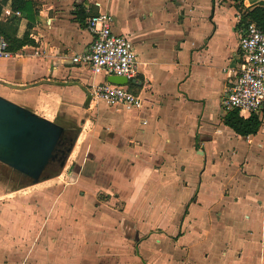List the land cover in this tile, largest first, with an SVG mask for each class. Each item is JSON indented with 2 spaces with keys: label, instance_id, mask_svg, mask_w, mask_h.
Listing matches in <instances>:
<instances>
[{
  "label": "crops",
  "instance_id": "obj_1",
  "mask_svg": "<svg viewBox=\"0 0 264 264\" xmlns=\"http://www.w3.org/2000/svg\"><path fill=\"white\" fill-rule=\"evenodd\" d=\"M5 2L19 15L0 6V35L33 43L0 58V97L49 121L90 110L91 87L110 76L70 61L92 42L80 6L85 23L108 13L132 42L126 86L142 108L100 114L110 131L80 134L69 180L0 179V264H264V131L242 137L223 123L239 67L233 0ZM136 8L144 20L130 18Z\"/></svg>",
  "mask_w": 264,
  "mask_h": 264
},
{
  "label": "built area",
  "instance_id": "obj_2",
  "mask_svg": "<svg viewBox=\"0 0 264 264\" xmlns=\"http://www.w3.org/2000/svg\"><path fill=\"white\" fill-rule=\"evenodd\" d=\"M5 0H0L2 13L19 15L12 11ZM112 16L97 13L88 17L86 29L92 35L89 47L73 55V65L85 67L90 74L123 77L128 82L137 75L136 55L132 42L112 30ZM36 55L37 52H34ZM239 67L234 71V80L223 92L224 111L236 110L239 114L255 115L264 131V31L253 23L240 28L238 36ZM7 42L0 35V58H10ZM91 102H102L115 110L132 111L142 108V100L131 93L126 85L102 82L91 87Z\"/></svg>",
  "mask_w": 264,
  "mask_h": 264
},
{
  "label": "water",
  "instance_id": "obj_3",
  "mask_svg": "<svg viewBox=\"0 0 264 264\" xmlns=\"http://www.w3.org/2000/svg\"><path fill=\"white\" fill-rule=\"evenodd\" d=\"M107 80L117 85L128 83L117 76ZM71 135L66 124L49 121L0 97V164L9 169L12 175L6 177L18 182V187L47 179L46 172L57 161L60 174L77 139L75 134L69 147L62 150Z\"/></svg>",
  "mask_w": 264,
  "mask_h": 264
},
{
  "label": "trees",
  "instance_id": "obj_4",
  "mask_svg": "<svg viewBox=\"0 0 264 264\" xmlns=\"http://www.w3.org/2000/svg\"><path fill=\"white\" fill-rule=\"evenodd\" d=\"M244 0H233L234 8L237 13L240 15L238 29L244 27L247 23H253L259 29L264 31V2L258 3L253 8L249 9L244 7ZM75 15V20L83 27L86 26L85 18L88 14H85L84 9L80 6H75V11L73 12ZM7 42V50L8 51H16L21 49L25 45H31L33 42L28 38V34L25 33L23 38L18 40L11 37L3 36ZM223 123L229 127L235 134L239 136H250L255 135L260 127V121L255 115H250L248 118L244 119L239 116L238 111L230 110L226 111L223 115ZM76 131H72V135L70 136V140L65 141V144L62 147V150H65L69 147L70 141L74 137ZM59 161H57L54 165H52L48 169L47 177H53L59 174L60 166Z\"/></svg>",
  "mask_w": 264,
  "mask_h": 264
},
{
  "label": "rangeland",
  "instance_id": "obj_5",
  "mask_svg": "<svg viewBox=\"0 0 264 264\" xmlns=\"http://www.w3.org/2000/svg\"><path fill=\"white\" fill-rule=\"evenodd\" d=\"M140 12L141 11H139V9L131 11L132 15L130 18L134 17V18H139L141 20H144L143 17L145 16V14H144L145 12H143V13H140ZM94 78H95L96 82L100 80V76H95ZM87 92L89 93V91H87ZM90 100H91V97H90ZM90 100H89V103H90ZM89 103L87 105V108H89L90 110L83 111L82 114L78 116L77 120H75V121H58V122L61 124H66L70 128V130L76 131L75 134H77V139H76L77 141H78L80 134L84 133V132L89 133L90 137H93V135H98L100 140L103 141V140H105L104 139L105 133L109 132L110 129H106L105 126H103L104 129H101L102 125L99 124L97 120H98L100 114L101 115L105 114L106 116L111 115L110 108L106 107V105L102 102L93 103V106H91V108H90ZM79 141L77 142V147H80V146L85 144V142L81 144V142H79ZM75 146H76V144H75ZM72 171H73V166H70L67 169H65V167H64L61 170V173L58 175V177L61 176L60 177L61 179L66 178L67 180H69L71 178L70 173H72ZM7 174L12 175V173L9 171V169L7 167L0 164V179L7 178L6 177ZM47 174H48V172H46L45 175H47ZM8 182H11V180L9 179ZM13 186H19L18 182H15L13 184ZM159 194H157V195H159Z\"/></svg>",
  "mask_w": 264,
  "mask_h": 264
}]
</instances>
